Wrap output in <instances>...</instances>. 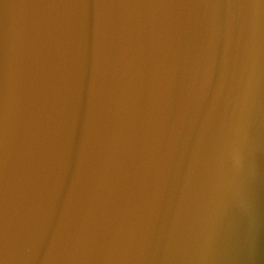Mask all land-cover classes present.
<instances>
[{"label":"water","instance_id":"obj_1","mask_svg":"<svg viewBox=\"0 0 264 264\" xmlns=\"http://www.w3.org/2000/svg\"><path fill=\"white\" fill-rule=\"evenodd\" d=\"M260 127L264 0H0V264H252Z\"/></svg>","mask_w":264,"mask_h":264},{"label":"bare ground","instance_id":"obj_2","mask_svg":"<svg viewBox=\"0 0 264 264\" xmlns=\"http://www.w3.org/2000/svg\"><path fill=\"white\" fill-rule=\"evenodd\" d=\"M261 131V127L255 132L251 138V142L254 141ZM254 156L255 151L250 152L248 155L237 153L235 156V175L233 178V184L239 192L241 200L246 202V209L253 211V226L256 230V242L254 250V258L252 264H260L259 261V236L264 233V211L260 206V200L258 191L255 184V172H254ZM238 171V173H237ZM228 246L231 250V242L228 239ZM231 264H237L236 260L232 256Z\"/></svg>","mask_w":264,"mask_h":264},{"label":"flooded vegetation","instance_id":"obj_3","mask_svg":"<svg viewBox=\"0 0 264 264\" xmlns=\"http://www.w3.org/2000/svg\"><path fill=\"white\" fill-rule=\"evenodd\" d=\"M264 147V129L259 133V150L261 152H264L263 148ZM260 152V157L261 160L260 162H264V155L262 156ZM259 200H260V206L264 211V182L263 178L264 177V167L260 165L259 167ZM258 255H259V261L260 264H264V233H261L259 236V250H258Z\"/></svg>","mask_w":264,"mask_h":264},{"label":"rangeland","instance_id":"obj_4","mask_svg":"<svg viewBox=\"0 0 264 264\" xmlns=\"http://www.w3.org/2000/svg\"><path fill=\"white\" fill-rule=\"evenodd\" d=\"M257 146L258 145H255V144L253 146H250V150L253 149L254 147H257ZM237 173H238V171H237Z\"/></svg>","mask_w":264,"mask_h":264},{"label":"snow or ice","instance_id":"obj_5","mask_svg":"<svg viewBox=\"0 0 264 264\" xmlns=\"http://www.w3.org/2000/svg\"><path fill=\"white\" fill-rule=\"evenodd\" d=\"M104 6H115V5H104Z\"/></svg>","mask_w":264,"mask_h":264}]
</instances>
